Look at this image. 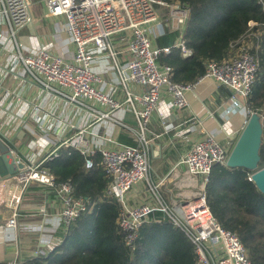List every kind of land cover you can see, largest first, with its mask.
Wrapping results in <instances>:
<instances>
[{"label": "built area", "instance_id": "built-area-1", "mask_svg": "<svg viewBox=\"0 0 264 264\" xmlns=\"http://www.w3.org/2000/svg\"><path fill=\"white\" fill-rule=\"evenodd\" d=\"M44 6L42 20L65 19L66 32L75 46V54L71 59L46 49L28 56L20 54L23 72L43 92L60 98L74 111L84 112L88 118L83 126H72L77 129L73 136L62 142L55 140L54 151L43 160H16V164H22L23 168L10 178L5 198L0 204V207L12 212L11 219L4 226L16 227L17 211L26 189L32 184L48 187L61 201L59 216L66 230L87 211V202L83 198H74L73 185L57 181L44 168L48 160L58 156L60 149H74L85 158L87 169L94 167L95 157L100 154V163L109 180L106 194L120 204L117 225L126 246L132 251L137 247L143 225L159 222L161 219L156 218L155 214H161L192 242L197 264H253L240 237L221 226L207 201L206 186L212 170L217 165L227 167L230 151L211 134L193 143L176 167L185 166L190 177H200L203 180L201 189L194 197L185 198L188 200L171 206L163 202L158 193L171 176L159 181L150 176L151 140L147 134L153 113L159 109L166 96L172 99L170 105L174 110L186 111L190 108L187 93L196 92L206 79L214 80L218 86L230 91L234 110H244L248 116L246 126L251 116L258 114L248 107V101L260 68V33L249 32L245 39L232 45V56L228 60L222 63L208 62L204 76L184 85L174 83L173 69L160 63V58L171 54L172 49L158 47L151 36L155 27L162 22L167 21L166 24L177 29L185 27L189 11L179 2L44 0ZM158 7L169 10L166 19ZM34 9L32 0H0V28L1 24H7L14 38L16 30L41 20L35 15ZM255 26L256 23H250L251 28ZM4 37L0 31V42ZM11 37L7 42L11 41ZM253 38L255 42L251 41ZM178 46L186 57L192 54L183 41ZM106 58L111 59L117 73V86L122 90L123 100L116 97L114 91L105 90L104 78L94 70L93 63ZM139 88H144V91H139ZM124 108L136 117L138 144H119L107 137L106 141L117 146L103 148L95 145L90 138V135L94 137L95 134L91 133L90 128L105 121L123 125L114 116ZM140 185H143L145 193L135 191ZM140 194L144 198L143 202L132 203ZM35 254L38 257L40 255L39 252ZM9 264L25 263L16 259Z\"/></svg>", "mask_w": 264, "mask_h": 264}, {"label": "crops", "instance_id": "crops-1", "mask_svg": "<svg viewBox=\"0 0 264 264\" xmlns=\"http://www.w3.org/2000/svg\"><path fill=\"white\" fill-rule=\"evenodd\" d=\"M34 6L35 15L40 18L45 10L44 0L38 7ZM166 23L155 27L151 35L154 41L167 30L177 29ZM178 30H181L180 42L184 27ZM0 31L5 35L0 42V132L14 146L16 160L39 162L54 151L55 140L62 142L73 136L77 129L72 126H83L88 117L82 111H74L60 98L43 92L24 74L19 55L28 56L46 49L71 59L75 46L66 32L63 17L28 24L16 30L14 38L7 24H1ZM9 37L11 41L7 42ZM93 66L104 78L105 90L114 91L116 97L123 100L111 59L96 60ZM138 90L144 91V88ZM230 97L228 89L206 79L196 92L187 93L188 110H174L170 105L172 99L166 96L153 113L147 134L151 140L150 176L155 181L171 176L158 190L166 204L178 205L201 189L203 180L200 177H190L185 166L176 167L193 143L211 134L230 152L235 147L248 116L244 110H234ZM114 118L123 125L105 121L90 128L95 134L94 137L90 135L93 143L103 148L116 147L105 140L110 137L119 144L137 145L139 130L135 115L124 108ZM156 135L160 137L156 138ZM9 163L12 160L9 159ZM9 183L10 178L0 182V204ZM135 191L145 193L143 185ZM143 199L140 194L132 203L143 202ZM61 209L62 203L54 192L39 184L26 189L17 211L15 228L4 226L11 219L12 212L0 207V264H9L16 259L27 263L38 257L36 252L40 253L39 257H45L61 245L67 232L59 216Z\"/></svg>", "mask_w": 264, "mask_h": 264}, {"label": "trees", "instance_id": "trees-1", "mask_svg": "<svg viewBox=\"0 0 264 264\" xmlns=\"http://www.w3.org/2000/svg\"><path fill=\"white\" fill-rule=\"evenodd\" d=\"M179 2L189 11L181 41L191 51L185 56L178 44L181 30H167L158 37L160 48L171 54L160 58L173 69L172 81L191 84L205 75L208 62L219 63L232 56V45L249 32L260 33V68L248 107L264 112V0H160ZM161 10V7H158ZM166 19L169 14L163 8ZM257 24L250 27V23ZM255 42L253 38L251 40ZM263 129H264V121ZM259 168H264V135ZM57 181L70 182L74 198H83L88 209L68 228L64 242L45 257L25 264H197L195 247L167 218L155 214L140 230L135 250L129 249L119 231L120 204L106 194L109 180L100 163L87 169L85 158L74 149H60L58 156L44 164ZM254 172L217 165L206 186L208 205L224 229L237 234L253 264H264V194L251 181Z\"/></svg>", "mask_w": 264, "mask_h": 264}, {"label": "water", "instance_id": "water-1", "mask_svg": "<svg viewBox=\"0 0 264 264\" xmlns=\"http://www.w3.org/2000/svg\"><path fill=\"white\" fill-rule=\"evenodd\" d=\"M263 123L259 114L249 119L241 133L235 147L230 152L227 167L231 169L243 168L253 171L251 181L264 194V168H259L261 160L260 150L263 143ZM14 146L0 132V182L16 175L23 165H17L13 153ZM9 159L12 163H9Z\"/></svg>", "mask_w": 264, "mask_h": 264}, {"label": "rangeland", "instance_id": "rangeland-1", "mask_svg": "<svg viewBox=\"0 0 264 264\" xmlns=\"http://www.w3.org/2000/svg\"><path fill=\"white\" fill-rule=\"evenodd\" d=\"M32 1H33V3L36 5V7H38L37 5L40 4L43 0H32ZM43 15H45L44 11L41 13V16H40V19H41V20H39V22H38L37 24H39V23H40L41 21H43V20L54 19V18H45V19L42 20ZM67 34H68V33H67ZM68 36H69V35H68ZM69 37H70V36H69ZM261 117H262V122H263V121H264V112H262Z\"/></svg>", "mask_w": 264, "mask_h": 264}]
</instances>
